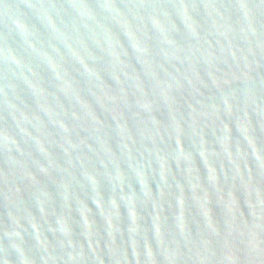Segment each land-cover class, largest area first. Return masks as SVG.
<instances>
[{
    "label": "water",
    "instance_id": "obj_1",
    "mask_svg": "<svg viewBox=\"0 0 264 264\" xmlns=\"http://www.w3.org/2000/svg\"><path fill=\"white\" fill-rule=\"evenodd\" d=\"M0 264H264V0H0Z\"/></svg>",
    "mask_w": 264,
    "mask_h": 264
}]
</instances>
